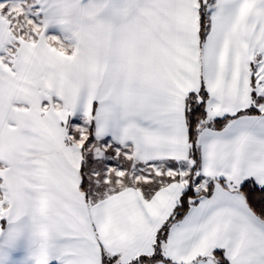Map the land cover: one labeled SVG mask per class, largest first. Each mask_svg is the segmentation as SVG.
Listing matches in <instances>:
<instances>
[{
  "label": "snow or ice",
  "instance_id": "6c2138e0",
  "mask_svg": "<svg viewBox=\"0 0 264 264\" xmlns=\"http://www.w3.org/2000/svg\"><path fill=\"white\" fill-rule=\"evenodd\" d=\"M0 264H264V0H0Z\"/></svg>",
  "mask_w": 264,
  "mask_h": 264
}]
</instances>
